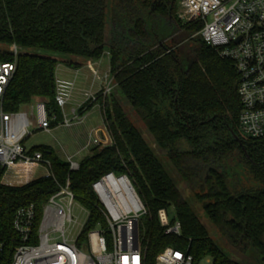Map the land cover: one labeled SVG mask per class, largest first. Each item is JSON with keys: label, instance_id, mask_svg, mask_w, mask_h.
Returning <instances> with one entry per match:
<instances>
[{"label": "trees", "instance_id": "1", "mask_svg": "<svg viewBox=\"0 0 264 264\" xmlns=\"http://www.w3.org/2000/svg\"><path fill=\"white\" fill-rule=\"evenodd\" d=\"M176 2L0 0V62H16L3 96L5 110L41 99L56 114V127L62 120L56 98L59 63L78 69L108 53L114 84L109 95L100 94L86 108L99 104L111 145L95 146L76 170L51 147L37 146L33 150L51 162L54 178L0 184L5 241L0 264L10 262L18 244L12 229L16 209L33 204L38 218L68 177L75 199L88 211L76 244L88 247L89 231L106 229L91 184L109 171L127 174L147 208L140 226L146 264H155L168 246L188 251L196 262L209 257L212 264H264V136L241 132L234 65L196 35L200 24L177 18ZM14 44L16 59L10 51ZM181 183L203 204L218 240L199 220ZM161 209H173L171 221L181 223L180 235L165 233Z\"/></svg>", "mask_w": 264, "mask_h": 264}, {"label": "built area", "instance_id": "2", "mask_svg": "<svg viewBox=\"0 0 264 264\" xmlns=\"http://www.w3.org/2000/svg\"><path fill=\"white\" fill-rule=\"evenodd\" d=\"M177 16L183 23L200 24L197 35L201 40L232 61L239 78L241 132L251 138L264 136V0H180ZM10 51L16 59L19 48L14 44ZM92 62H86L92 72L90 89L77 88L74 81L65 85L56 81V98L62 113L58 125L71 127L82 123L87 117L88 104L100 94L105 97L112 92L110 67L102 73ZM15 69V60L0 62V184L7 185L3 179L8 174L19 171L23 174L18 184L8 186H22L40 177L54 178L51 162L42 152L28 149L25 141L38 130L50 133L56 114L50 113L45 102L38 99L30 111L4 109V92ZM104 129L109 135L105 121ZM102 131L100 127L92 129L84 146L67 156L70 170L79 168L80 161H75V156L91 145L112 144L110 135L104 134L102 138ZM37 169L44 173L34 178L32 170ZM91 188L106 229L90 230L88 247L80 248L76 244L83 228L76 237L70 236L77 200L68 177L48 198L38 218L33 204L16 209L12 229L18 244L8 264H146L140 226L147 208L129 176L109 171L93 181ZM158 216L165 233L181 234V223L177 220L172 223L168 210H159ZM4 251L5 241L0 238V260ZM204 261L212 264L209 257L196 262L188 251L168 246L156 256L155 264H203Z\"/></svg>", "mask_w": 264, "mask_h": 264}, {"label": "rangeland", "instance_id": "3", "mask_svg": "<svg viewBox=\"0 0 264 264\" xmlns=\"http://www.w3.org/2000/svg\"><path fill=\"white\" fill-rule=\"evenodd\" d=\"M179 1L177 0L176 2V8H175V14L177 16L178 11H179ZM178 18V16H177ZM182 32V31H181ZM182 34L179 33L178 36L180 37ZM197 35V34H196ZM56 56V55H54ZM58 58L60 56H57ZM70 59V57H66ZM61 59V58H59ZM99 63V68L101 72H107L109 69V55L108 53H105L100 60H98ZM61 65H64V63H59ZM91 87V82H88L87 84H84L82 86L83 89H90ZM97 88V84L95 86V89ZM76 96V95H75ZM41 100V99H38ZM34 105V101L26 104L21 107L22 111H30L31 106ZM68 108V107H66ZM87 117L86 119L80 123L73 125L71 127H65L62 125H58L56 127L52 128V131L50 133L38 130L36 131L33 135L28 137L25 141V146L30 149V148H35L37 146H49L51 147L54 152L57 154V156L62 159L66 160L68 155H72L73 152L78 150L80 147H82L89 135V130L92 127H99L102 128L101 136L103 138L104 134H107V131L104 129V120L102 118L100 108L98 104H96L94 107H92L90 110L86 112ZM134 119V118H133ZM142 130V129H141ZM145 134L146 139L148 142L151 144L153 150L159 154L162 153V150L159 149L153 142L151 137L147 134L144 129L142 130ZM108 135V134H107ZM109 137V135H108ZM111 137V136H110ZM95 145H91L89 149L82 151L79 155H76L74 160L75 161H80L83 157L86 155H89L93 152ZM162 161L163 163H167V161L164 159L162 156ZM44 173L43 170L37 169V170H32V174L35 177L41 176ZM22 172L19 171L17 174H8L4 177V182L7 185H16L20 182V179L22 178ZM180 188L182 190L183 195L189 200L190 205L194 209L195 213L197 214L199 220L201 223L205 226L207 229L208 233L210 236L218 240V234L216 231L215 226L210 222V220L206 217L204 210H203V204L201 202H198L197 199L194 197V194L190 192L188 189L185 188V186L181 183L179 184ZM174 216L173 209L169 210V217L172 218ZM88 218V212L85 210V208L77 201L74 203L73 207V226L70 229V236L72 238L76 237L78 233L81 231L83 226L85 225L86 221ZM144 217H142L141 221L143 220ZM224 251L227 252L228 254H232L227 248H224ZM232 258H240L239 255L234 254L231 255ZM203 264H208L206 261L203 262Z\"/></svg>", "mask_w": 264, "mask_h": 264}, {"label": "crops", "instance_id": "4", "mask_svg": "<svg viewBox=\"0 0 264 264\" xmlns=\"http://www.w3.org/2000/svg\"><path fill=\"white\" fill-rule=\"evenodd\" d=\"M92 63H94V65L99 67L98 61ZM56 81L58 85L59 84L65 85L69 81H74L77 88H82L84 84H87L88 82L92 81V72L87 67L85 62L82 63L81 67H79L78 69L70 68L66 65L59 64L56 69ZM99 127L94 126L89 130V132L92 129ZM82 147H80L78 150L73 152L72 155L76 154Z\"/></svg>", "mask_w": 264, "mask_h": 264}, {"label": "water", "instance_id": "5", "mask_svg": "<svg viewBox=\"0 0 264 264\" xmlns=\"http://www.w3.org/2000/svg\"><path fill=\"white\" fill-rule=\"evenodd\" d=\"M234 137L236 138V140L240 141V139L238 138V136H237V135H234Z\"/></svg>", "mask_w": 264, "mask_h": 264}]
</instances>
